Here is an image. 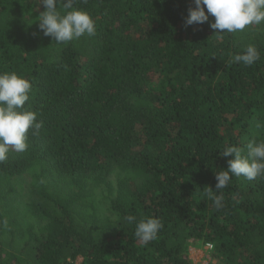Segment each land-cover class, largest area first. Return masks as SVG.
Listing matches in <instances>:
<instances>
[{"label": "trees", "instance_id": "trees-1", "mask_svg": "<svg viewBox=\"0 0 264 264\" xmlns=\"http://www.w3.org/2000/svg\"><path fill=\"white\" fill-rule=\"evenodd\" d=\"M73 6L95 34L57 44L40 0H0V72L30 81L42 123L0 161V264H195L205 243L216 264H264V175L215 189L226 147L264 141V24L186 25L193 0ZM248 45L259 59L234 61ZM129 215L159 219L157 238Z\"/></svg>", "mask_w": 264, "mask_h": 264}, {"label": "clouds", "instance_id": "clouds-1", "mask_svg": "<svg viewBox=\"0 0 264 264\" xmlns=\"http://www.w3.org/2000/svg\"><path fill=\"white\" fill-rule=\"evenodd\" d=\"M193 3L194 7L188 9L185 18L186 25L209 22V16L214 17L209 26L215 33H236L251 25L264 24V0H193ZM40 4L43 10L36 20L38 28L57 44L95 34V21L86 11L75 8L74 0H40ZM233 59L250 66L259 59V53L253 45H248ZM30 90V81L24 76L0 72V161L6 159L10 148L16 152L25 151L28 130L33 129V134H36L42 127V123L36 121V113L24 108ZM247 149L246 156L236 146H228L220 153L224 157L231 156V159L227 162V170L215 173V189L226 188L230 174L247 180L264 175V141H250ZM206 195L216 207H220L222 196H217L211 187H208ZM126 220L136 222L131 215ZM161 227L157 218H142L135 223V236L147 244L157 238Z\"/></svg>", "mask_w": 264, "mask_h": 264}, {"label": "rangeland", "instance_id": "rangeland-1", "mask_svg": "<svg viewBox=\"0 0 264 264\" xmlns=\"http://www.w3.org/2000/svg\"><path fill=\"white\" fill-rule=\"evenodd\" d=\"M188 258L195 264H216V259L212 252H208L202 245L189 246ZM81 261V258L76 260V264Z\"/></svg>", "mask_w": 264, "mask_h": 264}, {"label": "built area", "instance_id": "built-area-1", "mask_svg": "<svg viewBox=\"0 0 264 264\" xmlns=\"http://www.w3.org/2000/svg\"><path fill=\"white\" fill-rule=\"evenodd\" d=\"M203 247L208 252H212L213 251V244H211V243H205V244H203Z\"/></svg>", "mask_w": 264, "mask_h": 264}]
</instances>
